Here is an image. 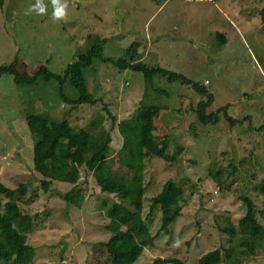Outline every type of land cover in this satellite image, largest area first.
<instances>
[{
    "label": "rangeland",
    "instance_id": "obj_1",
    "mask_svg": "<svg viewBox=\"0 0 264 264\" xmlns=\"http://www.w3.org/2000/svg\"><path fill=\"white\" fill-rule=\"evenodd\" d=\"M35 2L0 0V65L19 56L28 67L46 64L64 74L95 43L112 59L96 58L84 69L99 100L94 105L66 101L56 79L18 84L11 74H0V181L14 189L26 185L15 197L34 217L27 232L36 247L30 264H88L93 246L113 234L109 206L115 201L135 206L120 194L103 191L85 165H78L76 183L51 179L46 188V177L35 165L41 134L28 116L69 119L96 135L110 130L105 162L121 170L125 140L118 124L143 101L166 108L170 151L183 148L175 162L156 155L145 158L144 217L156 239L134 264H151L159 257L201 264L217 248L223 254L220 264H264V237L250 248L239 227L247 212L244 196L255 201L264 225V0H68L66 21L52 19L51 0H44L45 15H25ZM219 32L226 34V43L217 39ZM135 40L140 42L139 60L203 82L215 97L209 111L229 104L236 122L222 112L217 123L203 124L196 108L206 95L160 74L148 85L142 71L116 65L114 60ZM63 90L72 99L79 96L69 80ZM104 107L116 116L115 123ZM95 121L100 122L96 128ZM169 179L185 194L180 215L166 232L162 211L152 203ZM77 186L85 194L79 205L64 196ZM0 197L10 199L1 192ZM229 219L237 226L234 238L224 229ZM229 248L233 253L227 257Z\"/></svg>",
    "mask_w": 264,
    "mask_h": 264
},
{
    "label": "trees",
    "instance_id": "obj_2",
    "mask_svg": "<svg viewBox=\"0 0 264 264\" xmlns=\"http://www.w3.org/2000/svg\"><path fill=\"white\" fill-rule=\"evenodd\" d=\"M220 43L227 41L223 32L218 33ZM140 42L135 40L126 48L125 54L114 60L120 68L131 67L144 73L146 83L150 85L155 75L166 76L170 81H181L191 85L197 92L207 98L199 101L196 111L203 124L217 123L224 112L232 123L236 120L229 115V104L221 106L216 111H209L214 101V94L201 81H196L183 73L173 71L162 66L148 65L139 60ZM104 47L95 43L85 52H80L78 58L69 64L64 74L51 71L46 64L35 68L28 67L23 58L16 56L10 64L0 65V74H11L16 83L35 82L40 77L56 79L61 84L62 97L77 104H97L98 98L90 91L84 69L93 65L96 58L109 61L105 56ZM77 88L79 96L70 98L64 90L67 81ZM115 123L116 116L108 107H104ZM163 105L143 101L134 113L119 122L118 126L124 135V146L120 151V167L111 166L105 162L111 146L110 130H102L100 135L86 129L77 128L69 119L53 120L40 114H31L30 126L41 134V145H35V165L44 176L46 188L52 183L51 179L76 183L79 179L78 165H85L88 171L94 172L103 191H111L127 198L135 209H131L121 202H113L108 209V215L114 223L113 234L107 241L97 242L93 246L88 264H134L143 253L147 245L155 242L154 235L144 217V169L145 158L156 155L168 161H178L182 152V145H178L175 152L170 151L172 131L163 123ZM53 111L50 110V113ZM100 122L95 121V128ZM221 179V177H219ZM222 183V179H221ZM26 185L11 188L0 181V192L8 195L9 200L0 197V264H30L36 256V247L28 242L27 232L34 226V217L22 210L15 195L17 191L25 192ZM264 188V187H263ZM185 190L175 179H169L158 195L153 199L152 207H160L162 211V230L170 231V225L180 215ZM65 198L72 203L81 204L85 194L80 188L74 187ZM247 202V212L241 217L239 227L243 231L245 244L250 248L264 237V225L256 214V203L244 196ZM224 229L234 238L237 226L231 219ZM233 253L229 248L227 257ZM223 254L220 249L206 253L201 264H220ZM189 264L178 258H156L151 264Z\"/></svg>",
    "mask_w": 264,
    "mask_h": 264
},
{
    "label": "clouds",
    "instance_id": "obj_3",
    "mask_svg": "<svg viewBox=\"0 0 264 264\" xmlns=\"http://www.w3.org/2000/svg\"><path fill=\"white\" fill-rule=\"evenodd\" d=\"M52 4V19L57 20H67V9H68V0H51ZM36 13L38 15H45L47 13V5L44 3V0H36L35 4L29 6L25 11V15L31 13ZM179 244V241H177Z\"/></svg>",
    "mask_w": 264,
    "mask_h": 264
}]
</instances>
